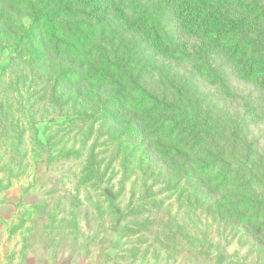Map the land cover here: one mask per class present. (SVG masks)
<instances>
[{
    "label": "rangeland",
    "instance_id": "rangeland-1",
    "mask_svg": "<svg viewBox=\"0 0 264 264\" xmlns=\"http://www.w3.org/2000/svg\"><path fill=\"white\" fill-rule=\"evenodd\" d=\"M260 24L264 0H0V258L264 264Z\"/></svg>",
    "mask_w": 264,
    "mask_h": 264
},
{
    "label": "trees",
    "instance_id": "trees-1",
    "mask_svg": "<svg viewBox=\"0 0 264 264\" xmlns=\"http://www.w3.org/2000/svg\"><path fill=\"white\" fill-rule=\"evenodd\" d=\"M179 8L180 7L176 8V9L179 11L180 10ZM249 10L250 9L248 8V11ZM182 11L187 12L184 9ZM187 15L186 16L188 18H192V20H193V18L198 19L197 13L196 14L192 13V17H190L189 13H187ZM200 19H203V18H202V16L199 15V20H197L198 22L194 25L190 24V27L191 26L194 27L193 30L196 31L197 34H199L201 32L205 33V32H207V29H208V32L215 29V26L213 25L212 22H204V23L199 22ZM242 19L239 18L238 16H234L231 19V21H234L232 25L234 27L240 26L241 23H243ZM263 26L264 25H261V24H260V26L256 25V26H254L253 30L251 29L252 30L251 32L249 31L250 37H254V39H251V38L248 39V41H250L249 43H250L252 48H250L249 50L244 49V51L242 52V56L246 60V64H247L246 66H248L246 71H245L247 73V77H246L247 79H245V80L250 81L252 85H256L257 87H260V88H264V40L262 41V39H264V28H263ZM223 27H225V25L220 26L219 29L221 30V29H223ZM236 45L239 46V44H236ZM236 64H239V62ZM162 119L164 121L169 120V117L167 115H163ZM228 160H230L232 165H235L237 167H239L241 165V162L238 159H236L235 157H230V159H228ZM240 175H241V173H239V175H237V177ZM251 184H252V182H249L247 186H249ZM262 207L264 208V205ZM258 211H260V208H258ZM262 219L264 222V214H263ZM261 238L264 241V235L261 236Z\"/></svg>",
    "mask_w": 264,
    "mask_h": 264
},
{
    "label": "crops",
    "instance_id": "crops-1",
    "mask_svg": "<svg viewBox=\"0 0 264 264\" xmlns=\"http://www.w3.org/2000/svg\"><path fill=\"white\" fill-rule=\"evenodd\" d=\"M1 235V234H0ZM6 240V239H5ZM16 262L18 261H13V260H6V259H2L0 258V264H17Z\"/></svg>",
    "mask_w": 264,
    "mask_h": 264
}]
</instances>
